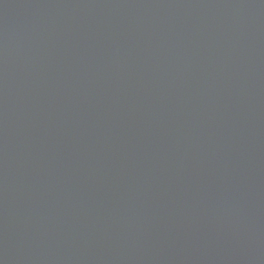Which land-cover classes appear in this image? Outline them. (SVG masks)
Returning <instances> with one entry per match:
<instances>
[{"label": "water", "instance_id": "1", "mask_svg": "<svg viewBox=\"0 0 264 264\" xmlns=\"http://www.w3.org/2000/svg\"><path fill=\"white\" fill-rule=\"evenodd\" d=\"M0 264H264V0H0Z\"/></svg>", "mask_w": 264, "mask_h": 264}, {"label": "bare ground", "instance_id": "2", "mask_svg": "<svg viewBox=\"0 0 264 264\" xmlns=\"http://www.w3.org/2000/svg\"><path fill=\"white\" fill-rule=\"evenodd\" d=\"M190 218V217H189ZM209 222V221H208ZM209 226H211L214 230H216V225H215V223L213 222V221H211L209 224H208ZM214 232H216V231H214ZM209 239L207 238V244H209ZM219 249L220 248H222V247H220V245H218L217 246Z\"/></svg>", "mask_w": 264, "mask_h": 264}]
</instances>
